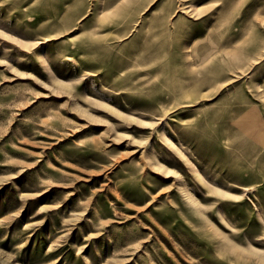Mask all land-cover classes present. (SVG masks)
Listing matches in <instances>:
<instances>
[{
	"label": "rangeland",
	"instance_id": "rangeland-1",
	"mask_svg": "<svg viewBox=\"0 0 264 264\" xmlns=\"http://www.w3.org/2000/svg\"><path fill=\"white\" fill-rule=\"evenodd\" d=\"M0 264H264V0H0Z\"/></svg>",
	"mask_w": 264,
	"mask_h": 264
},
{
	"label": "bare ground",
	"instance_id": "bare-ground-1",
	"mask_svg": "<svg viewBox=\"0 0 264 264\" xmlns=\"http://www.w3.org/2000/svg\"><path fill=\"white\" fill-rule=\"evenodd\" d=\"M196 8V7H195ZM183 9V8H182ZM190 11V10H189ZM188 11V12H189ZM196 11V10H195ZM191 13V12H190ZM194 16V15H193ZM114 23V22H113ZM190 46V45H189ZM185 48V47H184ZM188 55V54H187ZM199 61V60H198ZM256 115H258V114H256ZM241 119V118H240ZM255 123H253V122H249V121H243L242 122V127H243V129L246 131V132H249V133H252V132H254L256 129H255ZM257 139H258V137H256ZM262 140H260V142H261Z\"/></svg>",
	"mask_w": 264,
	"mask_h": 264
}]
</instances>
